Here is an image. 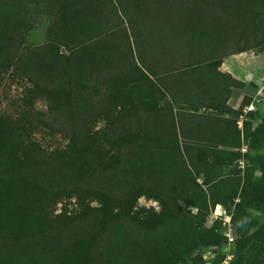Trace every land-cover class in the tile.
<instances>
[{
  "label": "trees",
  "instance_id": "1",
  "mask_svg": "<svg viewBox=\"0 0 264 264\" xmlns=\"http://www.w3.org/2000/svg\"><path fill=\"white\" fill-rule=\"evenodd\" d=\"M252 51L264 0H0V93L30 83L0 111V264H201L228 242L218 205L228 264H264V117L222 71Z\"/></svg>",
  "mask_w": 264,
  "mask_h": 264
},
{
  "label": "rangeland",
  "instance_id": "2",
  "mask_svg": "<svg viewBox=\"0 0 264 264\" xmlns=\"http://www.w3.org/2000/svg\"><path fill=\"white\" fill-rule=\"evenodd\" d=\"M46 34H47V22L43 21L40 25L31 33H29L26 37V41L34 46H42L46 42ZM246 58L243 60L241 57L232 56L225 60L222 69L224 72L232 74L237 79H252L251 77L254 76L255 81L254 83L249 84V89L252 92L257 86L256 84H260L261 89L256 93L255 98L256 104L255 107L251 104L249 107H246L245 113H249L250 111H255L259 113V120L264 117V53L260 51H252L247 52L245 55ZM11 85L5 87L0 93V111H8L9 113L14 111L15 106H19L20 102L19 99L22 98L23 90L25 86L30 85L27 81H21L20 79L17 83L10 81ZM246 88V87H245ZM244 88V89H245ZM241 95V96H240ZM243 97L242 91H235L233 97L230 100L229 105L234 108L238 109L241 105ZM252 98V97H251ZM254 98H252V103ZM253 106V107H252ZM34 113L44 114L47 112V104L44 100L40 99L31 108ZM244 117H242L239 127H243ZM42 139L45 145H52V146H62L64 144V140L62 136L59 134L51 135L49 130H44L42 133ZM249 148V144L245 143L242 148V153L245 154ZM251 155L254 157H259L263 154L261 150H252ZM246 166V161L243 158L241 163L238 166V169L241 170L243 173ZM261 176L260 171H257L256 177L259 178ZM199 182L203 183V178H199ZM141 206H145L147 208L154 207L156 210H159L158 203L154 201L147 202L144 198L140 201ZM223 208L222 205H218L215 211L212 213L211 217L209 218V226H212L213 222L216 220L223 221V232L233 233L231 229V222L230 225L226 224V221L232 219V215L229 213L227 209ZM226 213H225V212ZM222 215V216H220ZM250 215L253 217L256 225L260 226L264 224V207L251 209ZM221 217V218H220ZM226 224V225H225ZM233 236V234H232ZM234 238V236H233ZM234 242L229 243L227 242L226 245L217 248H204L196 252L194 258H198L202 256V263L201 264H214L217 261L228 264L234 255ZM190 264L192 262L190 261Z\"/></svg>",
  "mask_w": 264,
  "mask_h": 264
},
{
  "label": "crops",
  "instance_id": "3",
  "mask_svg": "<svg viewBox=\"0 0 264 264\" xmlns=\"http://www.w3.org/2000/svg\"><path fill=\"white\" fill-rule=\"evenodd\" d=\"M247 53H243V54H240V55H235V56H237V57H241V58H243V60L246 58V55ZM222 71H223V69H222ZM224 72V71H223ZM224 73H227V72H224ZM252 79H244V80H240V81H243V82H245L246 84H247V86H246V88L245 89H242V90H237V91H242L243 92V97H242V99L244 98V97H246V96H248V97H252V98H254V101H253V103H252V105L255 107V104H256V98H255V95H256V93L261 89V87H260V84H256L257 86H255V88H254V90H255V92L254 91H252V92H250L249 93V91H251L250 89H249V84H251V83H254L253 81H255V79H254V76H252L251 77ZM236 91V92H237ZM241 96V95H240ZM230 103V102H229Z\"/></svg>",
  "mask_w": 264,
  "mask_h": 264
},
{
  "label": "built area",
  "instance_id": "4",
  "mask_svg": "<svg viewBox=\"0 0 264 264\" xmlns=\"http://www.w3.org/2000/svg\"><path fill=\"white\" fill-rule=\"evenodd\" d=\"M253 107V106H252ZM242 128V127H241ZM225 210V209H224ZM225 212V211H224ZM226 213V212H225ZM220 216H222V215H220ZM221 218V217H220ZM230 220H228V221H226V224H229L230 225ZM225 224V225H226ZM225 236L227 237V239H228V242L229 243H232V242H234V238H233V236H232V234L231 233H229V232H226L225 233Z\"/></svg>",
  "mask_w": 264,
  "mask_h": 264
},
{
  "label": "clouds",
  "instance_id": "5",
  "mask_svg": "<svg viewBox=\"0 0 264 264\" xmlns=\"http://www.w3.org/2000/svg\"><path fill=\"white\" fill-rule=\"evenodd\" d=\"M224 208V207H223Z\"/></svg>",
  "mask_w": 264,
  "mask_h": 264
}]
</instances>
